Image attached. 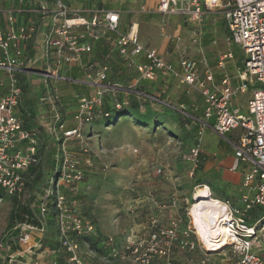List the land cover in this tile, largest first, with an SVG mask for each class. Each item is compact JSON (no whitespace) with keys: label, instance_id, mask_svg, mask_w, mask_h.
Listing matches in <instances>:
<instances>
[{"label":"built area","instance_id":"built-area-1","mask_svg":"<svg viewBox=\"0 0 264 264\" xmlns=\"http://www.w3.org/2000/svg\"><path fill=\"white\" fill-rule=\"evenodd\" d=\"M155 1L157 12L180 13L192 22L200 21L204 10L219 9L227 24L226 40L238 46L243 56L236 68L237 75L233 78L225 73L216 82L211 69L207 67L201 73L194 58L183 56L178 65L173 66L156 48L140 43L138 31L132 30L137 23H132L128 33H119L120 13L117 10L72 8L66 0H33L34 6L38 4L36 12L41 14L42 22L50 20L41 42L35 21L17 25L13 15L9 14L6 28H0V201L3 195L20 196L25 192L23 174L30 166L38 165L42 157L38 145L40 127L25 129L16 112L22 96V83L16 74L31 71L30 64L39 61L49 68L53 65L52 74L55 75L73 65L81 67L82 55L91 50L89 40H98L111 31L117 33L118 53L138 71L140 78L152 81L159 74L170 75L201 95V116L195 118L200 125L199 136L190 146L188 157L194 167L199 163L202 133L206 128L221 136L236 128L241 130L238 138L229 142L234 152L231 169L243 164L239 196L234 206L230 200H221L225 206L222 221L226 244L211 248L213 246L198 234L187 210L186 221L177 214L166 223L150 216L143 229L130 226L121 232L120 245L115 236L102 235L99 242L102 257L90 261L99 253L85 242L87 249L82 255L77 238L97 236L95 222L78 212L76 202H69L62 188L82 178L79 161L65 146L66 138L76 135L78 130L69 129L62 132L65 138L58 136L53 154L58 176L46 178L42 192L37 195L39 203L35 218L39 225L18 223L13 226L5 236H9L7 240L3 238L0 242L1 264H264L261 254L264 220L257 219L254 226L247 223L253 207L264 210V0ZM25 43L39 45L40 56H30ZM140 58L144 61H139ZM232 58L233 52H226L219 56L217 64L223 67L224 61ZM105 72L106 67H103L96 73L98 80L105 79ZM42 73L48 76L49 72ZM249 87L252 90L246 102L248 116H245L232 106L231 98L237 92H246ZM104 91L105 87L99 86L94 96L79 98L80 120L92 118L91 109L103 103ZM136 93L143 98H152L144 92ZM153 99L159 101L156 97ZM53 120L59 129L63 128L58 113L54 114ZM160 171L158 168L157 172ZM49 201L55 209L54 223L59 242L56 249L44 247L41 240L48 228ZM14 230H17L16 234H13ZM215 252L226 256L217 262L211 258Z\"/></svg>","mask_w":264,"mask_h":264},{"label":"rangeland","instance_id":"rangeland-1","mask_svg":"<svg viewBox=\"0 0 264 264\" xmlns=\"http://www.w3.org/2000/svg\"><path fill=\"white\" fill-rule=\"evenodd\" d=\"M72 1V8L89 7L88 2L93 4V8H117L120 12L118 32L128 33L132 23H137L140 43L157 49L162 47L160 54L169 62L175 63L182 56L189 57L194 58L200 68L207 64L217 77L223 71L233 78L237 75L236 68L243 56L238 46L226 40L227 24L218 13L205 14L200 21L192 22L178 15L160 17L152 12H142L144 0ZM116 39L117 33L108 31L98 40H89L91 50L82 55L81 67L73 65L71 69L65 68L56 75L52 74L53 65L49 68L43 62L40 65L37 62L30 64L36 72L33 79H37V82L34 90L22 92L20 103L25 107L27 99L33 102V113L38 116L40 125L38 145L43 151L55 150L64 130H78L79 136L76 134L66 138L65 146L71 156L79 161L82 178L69 183L70 186H62L63 191L68 196H75L80 214L94 217L99 233L115 236L120 245V232L139 221L145 225L146 211L172 209L174 214L188 220L186 212L190 211L195 201L193 192L203 185L202 176L197 172L198 164L202 166L201 162L194 167L188 159L189 148L199 136L196 132L200 130V125L195 118L201 116L203 102L196 89L187 88L175 78L158 76L152 81L140 78L138 71L118 53ZM229 51L233 52V58L224 61V67H219V56ZM139 61H144V58ZM103 67H106V76L100 81L96 73ZM44 70L49 72L48 76L42 73ZM22 74H19V78L25 85L26 79ZM99 86L105 87L103 103L92 107L90 120H80L79 98L94 96ZM113 89L116 91L113 92ZM251 90L249 87L246 92H237L231 98L232 106L245 116H248L246 102ZM137 91L152 98H143ZM42 97L44 99L40 100ZM132 99L147 102L148 107H140L138 112L123 114L110 121L103 120L105 107L112 111L119 101L130 104ZM146 110L153 116L152 120L143 119ZM55 113L59 114V123L64 124L62 129H59L58 123H54ZM229 135L230 132L218 136L224 140ZM202 144L203 139L201 148ZM51 160H54L52 156L45 165L47 171ZM158 168L161 169L159 173ZM224 175L235 185L236 191L240 169H227ZM42 180L39 179L40 182ZM228 190L233 191V188ZM37 195L38 191L33 194L25 190L17 199L21 204L29 203L34 207ZM227 195L232 205H236V194ZM12 206L13 199L3 195L0 201V242L12 228L9 220ZM134 213L139 217L133 218ZM257 219L264 220V210L250 215L247 223L254 226ZM50 235L48 227L45 236L51 238ZM86 249L85 244L81 243L82 255H85ZM261 254L264 257V250ZM100 255H94L90 261H98L102 257ZM224 256L215 252L211 258L218 262Z\"/></svg>","mask_w":264,"mask_h":264},{"label":"crops","instance_id":"crops-1","mask_svg":"<svg viewBox=\"0 0 264 264\" xmlns=\"http://www.w3.org/2000/svg\"><path fill=\"white\" fill-rule=\"evenodd\" d=\"M69 2H71V4H69ZM67 3L71 6L73 5L72 0L71 1L68 0ZM86 4L89 7H91L93 5V4H90L89 2ZM37 9H38V4H35V6H34L33 0H0V28L1 29L6 28L7 16L9 14L13 15L14 20H15L17 25L29 23L30 21H35L36 26H37L36 30L38 32L39 40L41 42L43 34L48 29V27H49L48 25H50V20H45V22L43 23L42 19H41V17H42L41 14L36 12ZM110 9L117 10V8H110ZM141 10H142V12L155 13L160 17H166V15H176V16L178 15V16H182L183 18H185L186 21H188L186 19V17L180 13L161 14V13L157 12L155 0H144V3L141 5ZM117 11H119V10H117ZM208 13H218L221 16L219 9L216 8V9L204 10L202 17ZM226 38H227V33H226ZM40 42H39V45H40ZM23 45L25 47L26 52L30 56L34 55L35 58L37 57V55L40 56V53H41L40 50L41 49H40L39 45L36 46L35 44L32 45L30 43H25ZM154 48H156V47H154ZM157 50L161 53L162 47H160ZM167 62H169V61H167ZM169 63H171L173 66L176 67L178 65V60L175 63H173V62H169ZM38 64L40 65L41 62L39 61ZM207 67L209 69H211L206 64V65L202 66L201 68L199 67V71L202 73V72H204V70ZM34 73H36V72L31 70V71H25L22 74V77L26 79V82H29V86L31 87V90H34L33 88L35 86V83L37 82V79H33ZM225 73L226 72L223 71V72H221L220 76L217 77L215 72H213L216 82H218L223 77V75ZM16 75H17V78L19 79V73H17ZM158 76L162 77V78H164V77L175 78L177 81H179L178 78L172 77L170 75L162 76L159 74ZM179 83H181V82L179 81ZM202 102H203V99H202ZM35 120H36V125L34 128H38L40 126L38 124V116ZM34 128H31V129H34ZM233 130H235V129H233ZM232 131H230V135L228 137H226L224 140H222L210 128H206L203 131V133H202L203 144H202V148H201V151L199 154V163L201 162L202 166H200V169H198L197 172L199 173L200 176L205 177L206 183L209 185L210 188H213V189L215 188L214 189L215 196L217 198H219V200H223L224 197L227 198L228 197L227 193H230V194L234 193V195L236 194V196L234 198L236 199V202H237V198L239 196V190H240V182H241L243 164H239L238 167L235 169V170L240 169V180H239V185H238V188L236 191H235L236 188H234L235 185L233 183H231L227 179V177L224 175V171L227 169L228 170L231 169V167L234 163V152H233V148L231 147V144L229 142L236 140L241 133V130H239V132L238 131L232 132ZM205 135H206V137H204ZM52 138H54V136H52ZM38 141H39V139H38ZM52 150L54 151V148H52ZM231 170H233V169H231ZM235 170H233V171H235ZM230 187L233 188V191L228 190V188H230ZM229 197H233V196H229ZM147 213L149 216L151 215L153 217H157L158 219L162 220L165 223L168 220V218L173 217L175 215L174 210H172V209L165 210L164 208H161V209L152 210L150 212L146 211V215H144V218H145L144 222H146L145 225L141 224L143 221H139V223H136L134 225L135 227H137L138 229H143V227H146L147 218L149 217L147 215ZM84 216L90 217L95 222L94 217H92L88 214H86ZM137 216L139 217V214L134 213L132 217L136 218ZM95 226H96V222H95ZM44 247L50 248L48 246H44Z\"/></svg>","mask_w":264,"mask_h":264},{"label":"trees","instance_id":"trees-1","mask_svg":"<svg viewBox=\"0 0 264 264\" xmlns=\"http://www.w3.org/2000/svg\"><path fill=\"white\" fill-rule=\"evenodd\" d=\"M31 87L29 86V82H26L25 85L22 84V92L25 91L30 92ZM134 96V95H132ZM136 96V95H135ZM130 104L126 103V102H118V106L115 104L114 107L112 108V111L109 110L107 107H105V109L102 111L103 114V120L105 121H110L112 118L123 115V114H128V113H133V112H138L140 107H145L147 108V102L144 101H138L136 99H132L130 102ZM146 114L143 115V119L145 121L147 120H152L153 116H151V114L148 112V110H146ZM17 114L22 118L23 120V127L25 129H31L34 128L36 125V118L37 115H34V108H33V102L31 101V99H27V105L24 107L23 105H21V103L18 104L17 109H16ZM198 133V130L197 132ZM52 142L54 141L53 139H51ZM196 141V138H195ZM51 152V153H50ZM55 150H45L43 151V148L39 149V154H41V160L39 161V164L36 166H30L28 168V170L23 174L24 178H25V187L26 190H28L29 192H32L33 194L38 191V193H41V187L44 184L46 178L48 177H53L56 178L57 177V172L55 171V163H53L54 160H51L50 162V169L47 171L45 170V165L48 164V161L50 160L51 156L53 158V154H54ZM200 168V165L198 164L197 169ZM42 178L43 180L40 182L39 179ZM202 183L206 184V180L205 177L202 176L201 178ZM209 186V185H208ZM211 189V193L213 192L214 197L217 198L215 196V191L213 188ZM64 192V191H63ZM65 196L67 198V200L69 202L71 201H75L77 202V199L75 198V196H68V193H65ZM10 198L13 199V206L10 209L9 212V220H10V227L13 228V226L15 224L18 223H30L33 225H39L38 220L35 218L36 213L38 212V203L39 200L36 199L35 201V206L32 207L31 204L29 203H24L21 204L18 201V197L16 195L13 196H8ZM219 199V198H218ZM223 200H229L228 198H225ZM262 210L260 207H253L250 211H249V216L254 214V212ZM54 216H55V209L52 205V203L49 201L48 202V209H47V214H46V221L48 224V227L51 230V238H48L46 236H44L41 240H42V244L43 246H48L51 249H56L58 248V240H57V236H56V229H55V223H54ZM11 228V229H12ZM97 230V229H96ZM17 230L13 231V234H16ZM9 237V236H8ZM8 237H5L4 240H7ZM102 234L98 232L97 230V236H86V235H82L80 237H78V241L79 243H88L90 248L95 249L98 253H101L100 251V247H99V242L101 240ZM1 264V261H0Z\"/></svg>","mask_w":264,"mask_h":264},{"label":"bare ground","instance_id":"bare-ground-1","mask_svg":"<svg viewBox=\"0 0 264 264\" xmlns=\"http://www.w3.org/2000/svg\"><path fill=\"white\" fill-rule=\"evenodd\" d=\"M132 30L138 31L137 26L134 25ZM193 197L195 201L190 207L189 214L200 237L205 238L207 244L213 246L211 248L226 244L225 226L222 221L225 217V206L221 200L212 196L211 189L206 184L195 188ZM218 237L219 239H216Z\"/></svg>","mask_w":264,"mask_h":264}]
</instances>
